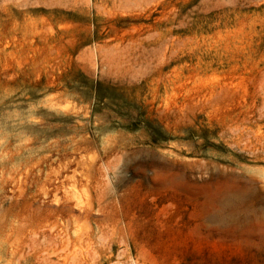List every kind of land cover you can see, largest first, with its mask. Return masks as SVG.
<instances>
[{
  "label": "rangeland",
  "instance_id": "obj_1",
  "mask_svg": "<svg viewBox=\"0 0 264 264\" xmlns=\"http://www.w3.org/2000/svg\"><path fill=\"white\" fill-rule=\"evenodd\" d=\"M0 262L264 264V0H0Z\"/></svg>",
  "mask_w": 264,
  "mask_h": 264
},
{
  "label": "bare ground",
  "instance_id": "obj_2",
  "mask_svg": "<svg viewBox=\"0 0 264 264\" xmlns=\"http://www.w3.org/2000/svg\"><path fill=\"white\" fill-rule=\"evenodd\" d=\"M41 186H42V185H41ZM62 186H63V185H62ZM40 189H41V188H40ZM40 189H39V190H40ZM43 192H44V191H43ZM53 194H56V193H53ZM56 195H57V194H56ZM56 195H55V196H56ZM42 197H43V196H42ZM46 197H47V196H46ZM68 199H69V200H68ZM68 199H67V200L70 201V198H68ZM52 200H54V199L52 198ZM55 200H57V197H56ZM44 201H45V200H44ZM59 201H60V200L58 199L57 202H59ZM52 202H53V201H52ZM64 203H65V202H64ZM48 204H49V202H48ZM57 204H58V203H57ZM40 205H41V203H40ZM49 205H52V204H49ZM49 205H48V206H49ZM46 206H47V205H46ZM53 206H54V205H53ZM35 207H36V206H35ZM60 207H61V206H60ZM54 208H56V204H55V207H54ZM71 208H72V206H71ZM38 210L40 211V210H42V208H41V207H38ZM51 213H52V212H51ZM82 213H84V214H88V211H87L86 209H84V211H82ZM78 214H79V213H78ZM84 214H83V215H84ZM72 215H74V213H73ZM80 215H81V214H80ZM71 217H72V216H71ZM79 217H80V216H79ZM22 218H24V217H22ZM72 218H73V217H72ZM74 219H75V218H74ZM80 219H81V218H80ZM68 222H69V219H68V221H67V224H68ZM24 224H25V223H24ZM24 224H23V225H24ZM44 225H45V224H44ZM46 225H47V224H46ZM21 226H22V225H21ZM38 226H39V225H38ZM51 226H52V225H51ZM65 226H66V225H65ZM67 226H68V225H67ZM29 227H31V226H29ZM35 227H36V225H35ZM65 228H66V227H65ZM67 228H68V227H67ZM67 228H66V229H67ZM59 229H60V228H59ZM26 232H27V231H26ZM86 232H87V231H86ZM9 234H10V233H9ZM24 234H25V233H24ZM27 235H28V234H27ZM35 236H37V235H35ZM14 238H15V237H14ZM54 238H55V237H54ZM15 239H16V238H15ZM12 240H13V239H12ZM2 243H3V241H2ZM2 243H1V244H2ZM10 243H11V242H10ZM10 243H9V246H10ZM27 243H28V242H27ZM55 246H56V245H55ZM2 248H3V247H2ZM12 248H13V247H12ZM2 250H3V249H2ZM2 250H1V251H2ZM13 251H14V250H13ZM3 254H4V251H3ZM12 254H13V253H12ZM12 254H11V255H12ZM14 256H15V253H14ZM11 257H12V256H11ZM25 257H26V255H25ZM18 258H19V257H18ZM18 258H17V261H18ZM20 258H22V257H20ZM22 259H23V258H22ZM22 259H21V260H22ZM29 259H30V258H29ZM25 260H26V259H25ZM10 261H11V260H10ZM12 262H13V261H12ZM22 262H23V261H22ZM26 262H28V261H26ZM0 263H2V262H0ZM18 264H19V263H18ZM22 264H23V263H22ZM24 264H25V263H24ZM26 264H27V263H26Z\"/></svg>",
  "mask_w": 264,
  "mask_h": 264
}]
</instances>
